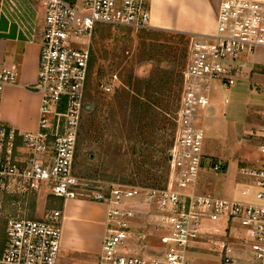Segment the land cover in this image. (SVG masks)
<instances>
[{
  "label": "built area",
  "instance_id": "1",
  "mask_svg": "<svg viewBox=\"0 0 264 264\" xmlns=\"http://www.w3.org/2000/svg\"><path fill=\"white\" fill-rule=\"evenodd\" d=\"M21 1L0 0V12L4 9L13 16L29 42L40 38L33 87L41 97L40 122L36 132L22 134L0 116V219L5 200L45 187L63 201L84 199L107 206L108 227L98 264H191L189 254L202 244L219 254L221 264H264V205L196 193L204 159V127L198 120L207 114L213 82L221 81L228 91L241 73L233 63L264 48V2L220 0L214 34L188 36L181 97L172 119L168 178L163 188L156 189L93 186L73 175L88 109L92 35L97 26L105 25L148 30L149 1L42 0L40 29L23 20ZM110 77L105 92L119 83L117 74ZM16 82L15 70L0 66V109L4 89ZM261 122L259 159L238 170V182L245 186L242 196L256 201L264 200V111ZM210 166L218 172L224 169L218 160ZM62 219V210L53 209L34 219L6 218L0 264H59ZM148 226L159 232L156 238L162 246L154 256L147 254L154 237Z\"/></svg>",
  "mask_w": 264,
  "mask_h": 264
},
{
  "label": "rangeland",
  "instance_id": "2",
  "mask_svg": "<svg viewBox=\"0 0 264 264\" xmlns=\"http://www.w3.org/2000/svg\"><path fill=\"white\" fill-rule=\"evenodd\" d=\"M90 47L93 58L89 80L90 111L85 112L81 124L73 175L93 186L118 184L140 187L131 183L139 182V170L143 166L155 168L153 172H159V177L164 174L163 167L168 168L169 173L174 129L172 119L181 97V76L187 64L188 39L150 30L136 32L105 25L96 27ZM233 64L241 70L236 84L226 91L221 81L213 82L207 115L205 119L198 120L204 127V159L198 173L196 193L264 205V200L243 197L245 186L238 182V167L246 163L251 165L260 156L264 73L258 70V66L264 67V48L244 55L240 62ZM159 65L161 70L175 72V82L171 87L165 83L164 89L153 95L157 107L139 123L130 117L128 111L122 110L117 93H123L125 79L131 71L136 78L148 79ZM113 74L121 77L123 84L116 83L115 90L105 92L103 87L110 83ZM213 160L225 163L228 170H212L210 164ZM164 185L165 182L156 189ZM21 194L5 200L0 229H4L8 217L34 219L52 210L45 203L42 206L40 192L33 193L28 189ZM151 231L148 233L154 236L149 239L152 249H147V254L154 256L157 248L162 246L160 239L156 238L159 232ZM189 257L191 264H221L219 254L203 249L193 251Z\"/></svg>",
  "mask_w": 264,
  "mask_h": 264
},
{
  "label": "crops",
  "instance_id": "3",
  "mask_svg": "<svg viewBox=\"0 0 264 264\" xmlns=\"http://www.w3.org/2000/svg\"><path fill=\"white\" fill-rule=\"evenodd\" d=\"M41 1L22 0L20 4L23 20L37 25L38 29L44 24ZM148 1L149 30L186 36L212 35L215 32V10L220 0ZM39 42V36L36 41L29 42L15 24L13 16L2 9L0 66L15 70L17 82L4 89L0 116L4 123L22 134L36 132L39 128L41 97L33 90L38 76ZM223 167V172H226L228 167L225 163ZM49 195L48 189L44 187L40 192L42 206L45 203L49 208L63 212L59 264H98L108 227L107 206L84 199L63 201ZM200 248L209 251L210 247L202 244Z\"/></svg>",
  "mask_w": 264,
  "mask_h": 264
},
{
  "label": "trees",
  "instance_id": "4",
  "mask_svg": "<svg viewBox=\"0 0 264 264\" xmlns=\"http://www.w3.org/2000/svg\"><path fill=\"white\" fill-rule=\"evenodd\" d=\"M150 32L165 34V35H174L184 39H188V36L180 33L156 31V30H150ZM92 64H93V58L91 53L90 61H89V69H88V80L86 85L87 103L89 101V91H90L89 80H90L91 70L93 67ZM157 68L158 69L153 71L148 79L136 78L134 72L131 71L129 76L125 79L123 93L122 94L121 92L117 93L118 94L117 99L120 102L122 110H125V112L128 111L130 117L134 121L138 120L139 123L143 122L145 120L144 117H146V115H149L154 110V108L157 107L156 106L157 102L154 101L153 95L159 94L166 86L165 83H167L171 87L175 82L174 71L161 70L160 65ZM119 84H123L121 77L119 78ZM113 89L115 90L116 86H114ZM89 111H90V105L88 104V109L86 110V113H88ZM171 145L172 142L170 143V148ZM165 162H167V160H165ZM144 167L145 166L141 167L139 170V178H140L139 182H135L137 184L131 183L132 186L138 185L143 188H156L158 185H162L164 182H166L167 180L166 175H168V168L163 167L164 174L162 173L163 176L161 174L162 177H159L158 176L159 172H153L156 171L155 168H152L153 169L152 170V169H146ZM156 167L159 168V166ZM123 183L126 185H130L128 182H123ZM4 243H5V234H4V229L1 228L0 255L3 251Z\"/></svg>",
  "mask_w": 264,
  "mask_h": 264
}]
</instances>
